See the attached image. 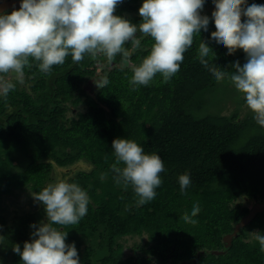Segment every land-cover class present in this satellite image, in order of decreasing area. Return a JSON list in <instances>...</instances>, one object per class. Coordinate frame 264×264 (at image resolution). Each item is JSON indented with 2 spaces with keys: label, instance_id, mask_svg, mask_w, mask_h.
I'll list each match as a JSON object with an SVG mask.
<instances>
[{
  "label": "trees",
  "instance_id": "trees-1",
  "mask_svg": "<svg viewBox=\"0 0 264 264\" xmlns=\"http://www.w3.org/2000/svg\"><path fill=\"white\" fill-rule=\"evenodd\" d=\"M255 3L264 5V0ZM247 4L246 0L245 7ZM215 30L209 24L207 31L201 29L194 36L179 72L167 83L157 73L149 85L132 90L131 67L111 72L102 91L111 96L106 106L91 98L81 100V95L71 98L69 89L77 87L80 72L59 76L67 70L62 72V66L55 65L50 74H43L31 58L32 67L26 66L24 71L34 75L32 80L42 90L41 97L27 100L17 88L9 92L6 101L0 97V182L12 176L9 164L14 156L31 152L34 142L33 149H42L44 154H61L69 147L66 151L72 162L84 159L89 164L87 170L79 172L77 182L84 191L89 189L94 202L78 224L60 226L67 232L66 243L75 244L80 264H264L259 242L249 235L254 227H264V220H251L230 243L223 241L249 213L248 199H264V127L254 117L237 121L235 117L193 113L194 103L207 94L215 98L213 92L219 85L197 58L202 40L213 50L210 66L231 73L235 62L242 65L247 61L242 49L229 54L224 45L212 39ZM55 100L66 106L57 110ZM69 103L83 104L86 112L81 110L69 119L65 112ZM116 138L134 140L146 154H158L163 160L162 184L154 200L138 205L131 185L125 189L116 184L111 171L116 163L112 148ZM34 156L32 152L31 159L35 160ZM25 168L24 173L15 174L20 178L17 181L39 182L34 163L28 162ZM101 174L105 179H100ZM183 174L191 180L186 194L181 193L179 184ZM12 177L9 181L15 185ZM11 191L9 183L0 184L1 193ZM194 205L201 211L193 217L197 223L192 225L182 217L186 212L191 215ZM36 215L25 219L16 216V228L3 231L6 239L0 257H5V264H22L13 247L18 244L23 251L28 240L17 226H26ZM135 234L148 238L137 245V253L124 258L119 240ZM82 243L90 244L94 253L79 251Z\"/></svg>",
  "mask_w": 264,
  "mask_h": 264
},
{
  "label": "clouds",
  "instance_id": "clouds-1",
  "mask_svg": "<svg viewBox=\"0 0 264 264\" xmlns=\"http://www.w3.org/2000/svg\"><path fill=\"white\" fill-rule=\"evenodd\" d=\"M123 0H22L20 8L9 14H0V96L5 101L16 81L24 83L25 67H32L30 58L38 62L39 71L50 74L53 66L63 65L71 54L75 63L87 54L96 60L106 57L112 63L117 55L122 63L130 65L133 75L129 80L132 90L147 86L157 73L167 83L180 70L184 53L191 48L194 36L201 29L207 31L209 17L201 15L205 0H143L139 8V24L116 15ZM212 13L216 30L211 38L224 45L229 54L242 49L247 61L232 66L231 73L210 66L212 48L202 40L198 47L199 62L207 68L217 82L227 77L235 89L242 93L247 107L258 125L264 127V5L246 0H213ZM246 17V20H242ZM154 41L150 54L137 66L132 64L131 52L125 47L131 42L133 49L141 46L137 33ZM216 55V54H215ZM215 55L211 57L213 60ZM109 83L105 77L96 82L103 89ZM116 163L111 166L116 184L125 189L132 186L138 205L155 199L156 189L162 184L160 173L164 162L158 154H146L136 141L127 138L113 140ZM123 164V167L119 165ZM101 180L105 174H101ZM191 180L188 174L179 176L182 194ZM36 201L43 204L46 221L35 231L33 239L25 241L23 251L17 244L13 251L20 255L22 264H80L75 244H67V232L57 226L78 224L88 211L89 196L76 183L59 180L39 192ZM201 211L194 205L191 215L182 219L195 225L193 217ZM255 239L264 252V235Z\"/></svg>",
  "mask_w": 264,
  "mask_h": 264
},
{
  "label": "flooded vegetation",
  "instance_id": "flooded-vegetation-1",
  "mask_svg": "<svg viewBox=\"0 0 264 264\" xmlns=\"http://www.w3.org/2000/svg\"><path fill=\"white\" fill-rule=\"evenodd\" d=\"M256 0H247V6H250L251 4L255 3ZM22 3V0H0V14H9L13 10H18L20 8V5ZM143 0H123L121 4H119L116 8V15L123 16L127 19H129L134 24H139L142 20L141 16L139 15V8L142 6ZM215 10V4L213 3V0H205L204 8L201 11V15H207L209 17V24L215 26L214 17L212 16L213 11ZM137 38L141 41V46L139 49H133L131 42H128L125 47L130 50L131 52V61L134 65H139L143 58L148 56L151 51L152 43L149 41H153L151 37H145L141 33H137ZM66 64V65H65ZM65 65V66H64ZM243 65V64H242ZM60 68L62 72H64L65 68L67 72L65 74H58L59 76H64L68 74H73L72 72H80L81 74H77L79 78L77 79L78 85L75 89H69L71 98L73 100L77 99L81 95V100H86V98L94 99L95 102L98 105H104L106 106L109 103V98H111L110 94L107 92L102 93L103 89H100L97 87L96 82L100 81L103 78H107L108 81L110 80L111 72L114 70H117L118 68L127 69L128 67H131L130 65H125L122 63V56L117 55L115 60L112 63H108L106 57L103 55L99 56L96 60H93L88 56L85 55V58L75 63L72 60L71 54H69L66 57L65 63L63 65H60ZM75 75V74H74ZM34 75H30L25 71L24 76V83L20 84L16 81H13L16 83V87L19 91H21L26 97L32 100L35 98H40L42 90L40 88L36 87V83L32 80ZM218 90L215 94V98L213 99H207L206 97L202 98V101L196 104V107H194L193 113L197 114H217L218 116H226V117H235L237 121H242L246 118L254 117V114L250 111V109L247 107V114L244 117L239 116L237 112H234L232 114H224L223 108L224 105L229 102H236L239 104H242L243 101H245V98L242 93L238 92L235 87L230 83L229 79L226 77L224 81L217 82ZM52 91H48V95H51ZM2 97V96H0ZM103 98V99H102ZM228 102V103H229ZM113 103V101H112ZM221 104L222 108L218 113L213 112L214 104ZM24 104L21 103V105ZM53 104H55V108L62 109L64 106H60L58 101H54ZM68 107L65 110L66 117L71 119L72 117L77 116L78 112L81 110H84L86 112V109L83 104H67ZM86 106V105H85ZM59 107V108H58ZM212 110V111H208ZM64 112V113H65ZM108 118L112 117L110 115H107ZM32 146H36V143L32 144ZM29 148V153L22 152L19 156H14V160L12 161V164H9L10 171L13 172L12 176H9L8 179H3L1 183H9L12 186L11 192H0V252L3 239H6L5 236H3V231H9L10 229L14 228V217H23L28 218L32 213H37L35 218L33 220H30L29 224L26 226L20 225L17 226L20 228L22 233H24L25 238L30 241L33 239L32 233L35 231V228L32 227V225H36L39 227V225L42 222L46 221V211L45 207L42 203L36 201L33 197L34 192L41 191L44 187H46L49 184L56 183L59 180H64L69 183H76L79 185L83 190L84 186L80 184L78 179H81L79 175V172L83 170H87L89 168V164L87 161H84V159H80L79 161L72 162L70 154L65 150L61 154H55L54 151H47L45 154L42 152V149H33V147ZM71 149V148H69ZM34 150V151H33ZM71 155H73V152L68 150ZM32 152H35L36 157L34 156V159L32 158ZM33 162L35 167H37L36 175L40 178L39 182L37 180L34 181H28L26 180L23 184L21 182H18L17 180L20 178L18 176H15V174L20 175L21 173H24L27 171L25 168V165L27 163ZM85 163L88 165L85 168H77L74 170H71L70 168L78 163ZM68 170V172H64L60 176L58 170ZM12 177V180H15V185L13 183H10L9 179ZM37 179V178H36ZM11 180V181H12ZM28 182V183H27ZM24 186L23 188L21 185ZM20 185V186H18ZM34 185V186H32ZM118 186V185H117ZM107 189V188H106ZM85 192L89 196V204H92L94 202V196L91 195L89 189H86ZM102 192V189L99 190V194ZM245 201V200H244ZM264 202L263 200H250L248 199L249 204V213L254 208L255 205ZM89 208V207H88ZM124 208V205H123ZM125 212V210H124ZM247 214V215H248ZM264 209L261 211H258L255 213V216L251 218V220H254L257 218L258 220L262 219L264 220ZM250 220V221H251ZM242 220H240L235 226H234V234H239L241 228L245 227V225L241 226L238 231L235 233L236 226L241 223ZM249 221V222H250ZM60 227V226H57ZM264 234V227H254L249 235H252L255 237L256 234ZM230 235V234H229ZM235 236V235H234ZM226 237V236H225ZM225 237L223 238V241L225 240ZM148 236H141V235H125L123 236L119 241L123 244L124 249V258L131 256L135 253H137L136 248L137 245L143 240L147 239ZM91 245L88 243H82L79 247V251L85 250L88 253H94L93 248L90 247ZM97 246V245H95ZM94 246V247H95ZM98 247V246H97ZM96 247V248H97ZM132 251V252H131ZM214 252H221L215 250ZM139 253V252H138ZM1 254V253H0ZM6 260L5 257H0V264H5ZM183 264V263H182Z\"/></svg>",
  "mask_w": 264,
  "mask_h": 264
},
{
  "label": "rangeland",
  "instance_id": "rangeland-1",
  "mask_svg": "<svg viewBox=\"0 0 264 264\" xmlns=\"http://www.w3.org/2000/svg\"><path fill=\"white\" fill-rule=\"evenodd\" d=\"M213 93H217V90L216 91H214ZM215 95V94H214ZM207 99H210V96H208V94H207V96H205ZM229 102V101H228ZM226 103L224 106V108H223V113L224 114H232V113H234V112H237V114H239V116H241V117H244L246 114H247V105H246V100L245 101H243V103L242 104H239V103H236V102H234V101H232V102H229V103ZM215 106H214V108H213V112L214 113H218L220 110H221V108H222V106H221V104H218V103H216V104H214ZM208 111H212V110H208ZM251 111V110H250ZM88 165H86L85 163H78V164H76V165H74L73 167H71L70 169L71 170H74V169H77V168H85V167H87ZM58 172H59V174H60V176L62 175V174H64V172H68V170H65V169H62V170H58ZM132 252V251H131Z\"/></svg>",
  "mask_w": 264,
  "mask_h": 264
},
{
  "label": "water",
  "instance_id": "water-1",
  "mask_svg": "<svg viewBox=\"0 0 264 264\" xmlns=\"http://www.w3.org/2000/svg\"><path fill=\"white\" fill-rule=\"evenodd\" d=\"M263 209H264V202L255 205L254 208L251 210L250 214H248L246 217H244L243 220L241 221V223H239V224L236 226V228H235V233L238 231V229H239L241 226L247 224V223L251 220V218H253V217L255 216V213H256V212L261 211V210H263ZM232 236H233V234H231V235H227V236L225 237V241L228 242V243H230V242H231V239H232ZM216 253H221V252H216Z\"/></svg>",
  "mask_w": 264,
  "mask_h": 264
}]
</instances>
